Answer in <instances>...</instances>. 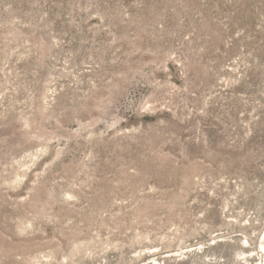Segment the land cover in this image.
<instances>
[{
  "label": "rangeland",
  "instance_id": "obj_1",
  "mask_svg": "<svg viewBox=\"0 0 264 264\" xmlns=\"http://www.w3.org/2000/svg\"><path fill=\"white\" fill-rule=\"evenodd\" d=\"M0 264H264V0H0Z\"/></svg>",
  "mask_w": 264,
  "mask_h": 264
}]
</instances>
